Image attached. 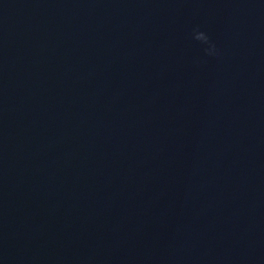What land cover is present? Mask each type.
<instances>
[{
    "label": "clouds",
    "instance_id": "clouds-1",
    "mask_svg": "<svg viewBox=\"0 0 264 264\" xmlns=\"http://www.w3.org/2000/svg\"><path fill=\"white\" fill-rule=\"evenodd\" d=\"M194 39L204 44H208L209 47L205 49L206 53L209 55L214 54L215 45L210 43L209 37L205 32L194 30Z\"/></svg>",
    "mask_w": 264,
    "mask_h": 264
}]
</instances>
